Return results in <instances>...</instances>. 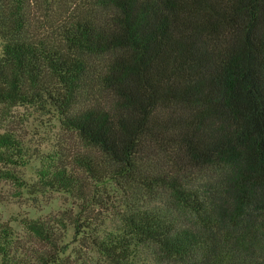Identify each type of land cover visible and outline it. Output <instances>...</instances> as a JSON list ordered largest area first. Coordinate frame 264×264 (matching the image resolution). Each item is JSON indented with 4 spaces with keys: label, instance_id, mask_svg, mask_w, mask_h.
<instances>
[{
    "label": "trees",
    "instance_id": "obj_1",
    "mask_svg": "<svg viewBox=\"0 0 264 264\" xmlns=\"http://www.w3.org/2000/svg\"><path fill=\"white\" fill-rule=\"evenodd\" d=\"M18 106L79 141L38 187L84 204L112 264H264V0H0V115ZM30 157L0 134V164ZM53 223H0V264H63Z\"/></svg>",
    "mask_w": 264,
    "mask_h": 264
},
{
    "label": "rangeland",
    "instance_id": "obj_2",
    "mask_svg": "<svg viewBox=\"0 0 264 264\" xmlns=\"http://www.w3.org/2000/svg\"><path fill=\"white\" fill-rule=\"evenodd\" d=\"M5 132L20 137L31 157L24 166L0 164V170L14 172L23 181L0 180V223H8L20 237H24V219L40 218L53 223L56 218L60 221L52 225L60 243L63 264H112L90 245L94 232L84 226L87 223L82 211L84 204L72 195L50 190L44 192L38 187L37 173L43 157L57 153L71 155L80 150L79 141L62 128L55 116L26 106L12 108L3 117L0 115V134ZM104 192L109 203L107 208L113 210L122 201L121 194L114 188L107 194ZM101 214L105 219L99 222V228L118 234L125 231L121 218L112 212L107 214L105 208Z\"/></svg>",
    "mask_w": 264,
    "mask_h": 264
}]
</instances>
